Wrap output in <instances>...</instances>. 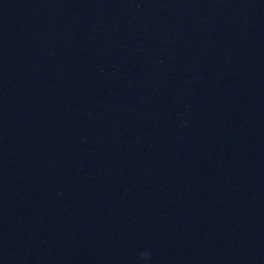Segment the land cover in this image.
Here are the masks:
<instances>
[{"label":"water","instance_id":"water-1","mask_svg":"<svg viewBox=\"0 0 264 264\" xmlns=\"http://www.w3.org/2000/svg\"><path fill=\"white\" fill-rule=\"evenodd\" d=\"M264 264V0H0V264Z\"/></svg>","mask_w":264,"mask_h":264},{"label":"clouds","instance_id":"clouds-1","mask_svg":"<svg viewBox=\"0 0 264 264\" xmlns=\"http://www.w3.org/2000/svg\"><path fill=\"white\" fill-rule=\"evenodd\" d=\"M136 259L141 261L142 264H147V262L150 260V256L147 252H139L136 256Z\"/></svg>","mask_w":264,"mask_h":264}]
</instances>
